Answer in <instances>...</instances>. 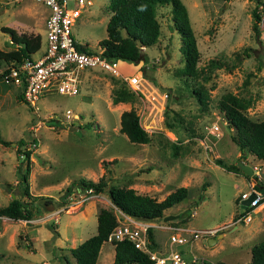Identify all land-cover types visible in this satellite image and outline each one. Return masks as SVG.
Returning <instances> with one entry per match:
<instances>
[{
    "label": "rangeland",
    "instance_id": "374dc122",
    "mask_svg": "<svg viewBox=\"0 0 264 264\" xmlns=\"http://www.w3.org/2000/svg\"><path fill=\"white\" fill-rule=\"evenodd\" d=\"M181 1L199 52L194 81L180 74V37L172 27L169 5L157 8L159 34L152 45L141 48L144 59L135 64L128 60L116 63L121 74H130L140 67L137 71L148 80L168 88L167 107L163 109L161 104L160 110L153 109L120 76L99 66L80 71L77 93H45L36 100L35 109L17 98L20 87L0 76V136L11 141L10 145L0 143V206L21 194L16 168L23 169V156L18 158L13 143L18 139L31 150L28 191L32 195L52 196L57 201L53 208L35 212L27 220L0 216V264H66L62 255L68 258V264H78L68 248L95 233L100 207L108 208L114 215L116 211L106 190L90 194L71 183L79 178L96 181L101 174L107 186L132 187L156 200L177 186H185L186 197L164 210V215H175L167 221L196 229L219 228L214 235L200 234L190 245L174 247L208 262L249 263V247L264 235H250L248 222H237L231 231L223 225L239 212L237 197L247 190L252 177L242 170H226L215 164L214 158L228 164L237 160L262 161L249 153H245L244 160L239 158L230 137L233 130L218 112L216 102L230 92L247 101L245 114L250 119L264 117V0L259 4L258 36L251 30L254 0ZM107 2L92 0L91 5L81 8L71 26L74 39L84 49L101 48L98 41L106 35L105 23L110 13ZM46 13L45 6L36 0L0 2V25L17 33L39 34L40 47L32 54L39 56L45 45ZM6 35L0 30L2 49L15 46L7 44ZM210 59L219 62L220 67L210 68ZM8 64L0 61V72ZM192 86L199 88L202 100ZM116 88L129 89L132 94L113 102ZM143 105L145 111H151L150 127L147 122L142 124L148 126L144 129L148 139L132 142L118 131L119 114L129 108L137 113ZM65 109L77 112V124L75 120L67 122ZM47 119H53L51 126ZM212 123L217 124L219 133L207 132ZM33 151L41 161L32 155ZM260 172L263 185V163ZM67 185H72L71 190L61 197ZM150 221L156 243L167 247L169 230L160 225L162 217ZM50 223L55 224L57 234L50 229ZM208 237L214 239L210 244ZM113 251V242L107 239L99 248L95 264H111Z\"/></svg>",
    "mask_w": 264,
    "mask_h": 264
},
{
    "label": "trees",
    "instance_id": "16d2710c",
    "mask_svg": "<svg viewBox=\"0 0 264 264\" xmlns=\"http://www.w3.org/2000/svg\"><path fill=\"white\" fill-rule=\"evenodd\" d=\"M251 8V30L255 36H258L260 20V0H254ZM169 5L171 13L172 27L178 32L180 37L179 50L182 54L183 64L180 68L181 76L184 79L194 81L198 71L196 62L198 60V49L195 37L191 29L187 10L181 0H108L107 7L109 16L105 23L106 35L99 39L98 43L103 47L101 54L110 60L116 61L128 60L134 64L144 59V51L140 47L152 45L159 34V22L156 19L158 6ZM0 30L8 35L9 42L15 44L9 49L0 48V61L3 63L20 62L24 58L32 57L41 44L39 34H26L16 32L13 28L0 25ZM82 50L83 47H80ZM210 68L220 67V63L210 59L208 63ZM7 69L4 68L3 72ZM132 73V72H131ZM8 79V78H6ZM199 100L201 92L199 88L192 86ZM169 91H167L168 96ZM131 91L114 89L111 100L127 99ZM18 98L23 100L22 95ZM166 102V101H165ZM164 107H167V102ZM247 101L230 92L224 93L216 102V108L223 120L232 129L231 140L235 143L239 158L244 159L245 153L255 156L264 161V117L259 120H252L245 114ZM53 120V119H51ZM169 125V123H168ZM118 131L126 135L132 142H146L148 137L145 130L139 125L137 114L133 108L122 110L119 114ZM0 143L10 145L11 141L0 136ZM20 162L23 163V169L16 168L19 172L21 194L11 197L8 202L0 206V216H6L11 219H30L35 212L47 211L57 202L49 195H32L28 191V171L29 155L31 150L24 148V141L18 139L13 142ZM215 164H218L230 171H240L236 162L233 164L225 163L220 158H214ZM80 189L96 194L106 190L111 204L126 214L153 220L162 217L164 210L178 201L184 199L187 194L185 186H177L169 191L162 199L156 200L154 197L138 193L132 187L109 185L101 174L96 181L87 178H79L71 183ZM72 185H67L61 197L68 194ZM256 187L264 194V184L258 182ZM29 198V199H28ZM31 198V199H30ZM39 201V202H38ZM115 216L106 207H100L96 214V231L81 240L76 245L69 247L70 256L78 264H95L96 257L101 244L107 240L108 233L115 225ZM53 233L57 234L55 224H49ZM147 238L152 245H156L152 229H147ZM113 258L111 264H148L147 257L143 252L136 249L128 240H117L113 242ZM250 259L248 264H264V240H259L251 244ZM65 263L68 264V258L62 255ZM216 264H225L222 261H216Z\"/></svg>",
    "mask_w": 264,
    "mask_h": 264
},
{
    "label": "built area",
    "instance_id": "2783aa9c",
    "mask_svg": "<svg viewBox=\"0 0 264 264\" xmlns=\"http://www.w3.org/2000/svg\"><path fill=\"white\" fill-rule=\"evenodd\" d=\"M19 1L0 0L1 3L7 4ZM36 1L43 4L47 11L44 20L45 45L42 53L39 56L24 58L20 62H10L6 66L7 70L1 73L3 78H8L15 85L21 87V95L25 102L35 109L37 108L36 100L45 93L55 91L60 94H75L79 87L80 71L87 67L99 66L114 75L120 76L128 88L142 99H147L148 103L154 107L153 109L160 110L159 104H161L162 109L164 108L167 91L161 90L159 86L142 75L141 71H137L140 67L133 73L121 74L116 68V61L107 59L101 54L103 47L98 50L80 49L81 46L78 45L72 35L71 26L80 15L81 8L91 5L92 0H71V5L68 4V0ZM144 66L148 67L147 65ZM144 107L145 105L136 113L137 120L143 129H148L151 111H145ZM64 116L70 123L72 120H76L79 115L77 112L65 109ZM144 122L148 123L147 127L142 125ZM39 123L41 122L38 121ZM207 132L219 133L217 124L212 123ZM245 163L251 166L252 174L250 177L252 178L248 181L247 190L240 192L237 198L240 203V200L247 197L251 192L254 193V197L243 210L240 209L223 226L236 225L237 222H249L253 209L264 199V194L256 187L261 181L260 166L262 163L248 161ZM114 209L116 211L114 215L116 223L108 233L107 239L111 242L124 239L130 241L136 249L145 254L148 264H216L193 253L188 255L182 249L175 248L174 245L185 243L190 245L200 234L214 235L219 227L196 229L163 220L160 225L169 230L167 247H159L158 244H150L147 238V229L154 225L150 220L126 214L116 207Z\"/></svg>",
    "mask_w": 264,
    "mask_h": 264
},
{
    "label": "crops",
    "instance_id": "0c3cea01",
    "mask_svg": "<svg viewBox=\"0 0 264 264\" xmlns=\"http://www.w3.org/2000/svg\"><path fill=\"white\" fill-rule=\"evenodd\" d=\"M109 15V14H108ZM107 15V18H108ZM7 41L9 40L8 35H6ZM0 48L2 49V46L0 45ZM120 59L116 60V63L119 61ZM123 65H121L122 67ZM132 68L129 66L127 71H131ZM134 72V69L132 70V73ZM2 71L0 72V76H1ZM2 77V76H1ZM3 78V77H2ZM15 85V84H14ZM16 86V85H15ZM20 87V86H17ZM21 88V87H20ZM21 90V89H20ZM20 90L16 93V95L18 96V94H21ZM18 98V97H17ZM75 124L78 123L77 119L74 121ZM36 146V144H35ZM35 152V151H33ZM36 153V152H35ZM260 160V159H258ZM262 163L264 164V161L261 160ZM264 203V200H263ZM246 225V224H244ZM248 227L246 228L247 231H249L250 235L252 234H256V235H264V204H262V201L260 202V204H258L254 209H253V213L251 215V220L247 223ZM237 227V225H231L229 226V231L235 229ZM221 234H217V236H220ZM210 237H208L209 239ZM260 240H264V238L260 239ZM259 241V240H258ZM250 248V247H249Z\"/></svg>",
    "mask_w": 264,
    "mask_h": 264
},
{
    "label": "water",
    "instance_id": "95a60500",
    "mask_svg": "<svg viewBox=\"0 0 264 264\" xmlns=\"http://www.w3.org/2000/svg\"><path fill=\"white\" fill-rule=\"evenodd\" d=\"M7 44L10 45L9 40L7 41ZM11 45L13 46L14 44H11ZM140 48H142V47H140ZM159 88H160L161 90H166V91H168V88H166V87H164V86H160V85H159ZM51 122H52V120H49V123H51ZM32 155H34L38 160L41 161V158L38 156L37 153L32 152ZM22 156H23V155H22ZM236 164H237V166L243 171V173H244L245 175L250 176V175L252 174L251 166H250L248 163H245V162H243L242 160H237V161H236ZM253 197H254V193L251 192V193H249V195H248L247 197L241 199V200H240V203H239V207H240V209L243 210V209L245 208V206L249 203V201L253 199ZM174 216H175V215H172V214H166V215H163V216H162V219H163V220H168V219L174 218ZM213 241H214L213 238H209V239H208V243H209V244L212 243Z\"/></svg>",
    "mask_w": 264,
    "mask_h": 264
}]
</instances>
